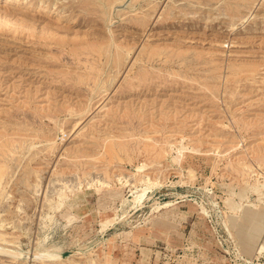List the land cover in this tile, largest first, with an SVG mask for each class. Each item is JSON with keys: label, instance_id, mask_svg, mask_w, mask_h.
Instances as JSON below:
<instances>
[{"label": "rangeland", "instance_id": "374dc122", "mask_svg": "<svg viewBox=\"0 0 264 264\" xmlns=\"http://www.w3.org/2000/svg\"><path fill=\"white\" fill-rule=\"evenodd\" d=\"M0 169V264H264V0H0Z\"/></svg>", "mask_w": 264, "mask_h": 264}, {"label": "bare ground", "instance_id": "6f19581e", "mask_svg": "<svg viewBox=\"0 0 264 264\" xmlns=\"http://www.w3.org/2000/svg\"><path fill=\"white\" fill-rule=\"evenodd\" d=\"M5 1H14V2H18V0H5ZM244 1V0H243ZM20 2V1H19ZM44 6H46V5H44ZM42 7V9L43 10H46V8L48 7V6H46V7ZM48 12V11H47ZM50 12H51V10H50ZM50 12H49V15H50ZM54 12H56L57 13V18H56V20H55V22L56 23H60V21L63 19V12L62 13H60L59 11H58V9H55L54 10ZM46 13V12H45ZM43 15V14H42ZM45 16V15H44ZM46 17V16H45ZM3 167V166H2ZM3 169V168H2ZM2 169H0V170H2ZM2 174H3V172L2 171H0Z\"/></svg>", "mask_w": 264, "mask_h": 264}]
</instances>
